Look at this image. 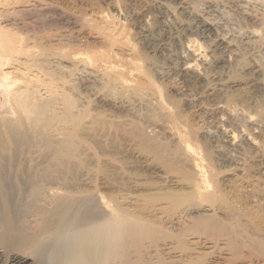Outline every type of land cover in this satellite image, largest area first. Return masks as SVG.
<instances>
[{
  "label": "rangeland",
  "instance_id": "obj_1",
  "mask_svg": "<svg viewBox=\"0 0 264 264\" xmlns=\"http://www.w3.org/2000/svg\"><path fill=\"white\" fill-rule=\"evenodd\" d=\"M28 4L39 13L0 22L30 45L38 41L34 51L65 49L100 59L115 31L133 49L139 71L114 50L113 65L133 70L128 87L109 84L105 63L94 67L99 95L73 102L83 109L75 154L57 161L52 148L33 137L42 152L29 158L48 175L43 199H36L46 210L47 232L41 256L22 253L30 256L26 264H87L74 255L73 238L85 221L91 229L104 221L102 199L144 220L133 233L129 264H264V0H0V9ZM55 35L66 44L58 47ZM192 39L205 58L188 48ZM53 52L52 62L71 65ZM120 100L130 110L118 108ZM173 131L203 159L208 183L202 197ZM16 187L17 224L35 234L36 202L21 196L22 184ZM57 202L63 203L56 208ZM187 209L200 212L169 223ZM63 218L70 227L54 236Z\"/></svg>",
  "mask_w": 264,
  "mask_h": 264
},
{
  "label": "bare ground",
  "instance_id": "obj_2",
  "mask_svg": "<svg viewBox=\"0 0 264 264\" xmlns=\"http://www.w3.org/2000/svg\"><path fill=\"white\" fill-rule=\"evenodd\" d=\"M8 8L4 7L0 9V20L2 22L5 18L13 19L16 22V20H19L18 17L24 14H37L40 11L39 7L31 4L24 5L21 8ZM7 14L11 16H7ZM25 17L23 16V18ZM7 21L9 20L7 19ZM20 21L23 20L20 19ZM2 22H0V95L2 96V100L0 101V264L2 261L4 263V257L16 251L20 253H13L7 264H26V259L30 257L31 253L32 256L33 254L42 255L44 250L42 246L45 241V231L47 230L46 216L44 217L46 210L44 211V208L40 204L41 202H36V199L37 197L39 201L43 199L40 200L42 195H44L42 183L48 175L46 167H42L41 162L34 161V159L32 161L30 160L31 157L29 158L31 154L38 156L42 152V149L39 150L41 146L38 145L39 143L34 142L33 137L39 138L40 143H47L52 148L57 161L67 153L71 155L75 154L77 125L79 124L80 117L83 116V109L75 107L73 102L75 98L76 100L79 98L81 101H85L91 100L92 96L96 97L99 95V90L95 87V83L100 78V75L94 67L99 68L100 63H105L107 65V74H109L108 82H111L109 84L112 85L113 82L121 87L129 86L130 81L128 77L133 74V70L113 65L111 62V51L114 50V55L117 58L126 63L133 64L137 71H139V68L138 62L134 58L133 49L121 37L122 35H117L115 31L110 32L109 37L111 42L107 45V51L101 53L100 59H95L89 53L79 51L71 52V54L65 53V49L63 51L59 50L60 53L57 49L50 51L51 54H54L53 51L57 54L59 53L58 59H60V56H63L64 61L66 58L71 60V62L69 61L71 63L70 66L62 67L63 65L61 66L60 62H52L50 52H39V48L41 47L37 48L38 52H36L37 50L34 51L36 44L38 46V41L36 44H28L22 36L16 32L14 33L13 30H9L6 24L4 25ZM9 25L11 26V24ZM16 27L14 28L16 29ZM42 27H46V24ZM18 28L19 26L17 30H20ZM207 28L205 24L202 25L201 33L205 35L208 30ZM18 32L20 33V31ZM50 38L48 39L50 40ZM53 41L58 46V44L62 45L67 40L63 39L60 35H55L54 39L52 38ZM160 43L164 45L163 41H160ZM73 46L76 45L74 44ZM188 48L196 56L201 58L206 57L205 51L202 50L203 48L197 40L192 39L189 42ZM57 54L52 56H57ZM81 63L84 65L83 69H80ZM77 64L80 66L77 67ZM115 105L123 111L130 110V105L125 100L115 102ZM171 136L182 141L184 144L185 152L192 162L197 182L194 188L195 194L198 197H202L206 192L202 185L208 183L203 159L195 149L182 139L180 133L178 134L176 131H173L171 132ZM235 138V134L232 133L230 139L234 140ZM21 166H24V168L21 169ZM18 183L24 187L20 188V190L22 189V193L20 192L21 196L24 195V198L30 197L36 202L35 234L25 229V231L21 230L17 224L16 212L14 213L13 210L14 205L11 206L15 197H13L15 188L18 189L16 187ZM107 202L102 199L105 214L104 221L98 227L88 228L87 226L90 223L85 221L81 225L82 227H79L82 228L80 229L82 231L74 234V255L77 259L87 264H112L113 262L129 264L132 258L130 248L133 247V233L139 232V225L144 220L129 215L126 211L117 208V206L113 208ZM62 203L56 204V208L60 207ZM67 210L64 209V212H69ZM202 211L207 214L211 213L210 208ZM199 212L197 209H187L182 215L179 214L177 217L169 220V223L174 224L175 221L181 220L183 216H191ZM63 219V226L53 232L54 236L59 235L63 230L65 231L67 227L69 229V224L71 223L65 220V218ZM22 253H29V255L27 256L26 254L24 256L27 257H24ZM37 263L43 264L41 260Z\"/></svg>",
  "mask_w": 264,
  "mask_h": 264
}]
</instances>
